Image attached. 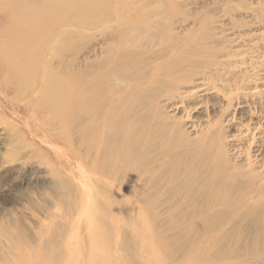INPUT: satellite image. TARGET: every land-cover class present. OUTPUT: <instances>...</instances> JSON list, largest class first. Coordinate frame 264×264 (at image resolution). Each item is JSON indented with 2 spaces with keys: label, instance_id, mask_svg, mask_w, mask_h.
Instances as JSON below:
<instances>
[{
  "label": "rangeland",
  "instance_id": "1",
  "mask_svg": "<svg viewBox=\"0 0 264 264\" xmlns=\"http://www.w3.org/2000/svg\"><path fill=\"white\" fill-rule=\"evenodd\" d=\"M134 1L104 0L108 7L99 17L94 10L49 26L42 58L28 69L17 58L12 68L3 64V52L26 44L22 37L12 43L3 37L21 27L11 26L12 16L0 10V264H153L139 254L158 233L150 228L153 218L136 216L126 201L116 207L105 201V187L113 185L94 171L98 159L87 158L84 136L94 119L82 112L76 121L68 114L57 119L44 106L50 72L73 87L80 80L70 82L71 75L86 79L104 71L109 80L115 71L122 94L134 86L150 89L147 110L168 116L193 151L203 154L210 146L214 157L257 174L262 191L251 193V202L264 208V0ZM170 207L160 208L163 227L172 225ZM100 217L116 227L108 253L91 229ZM231 219L245 232L220 235L215 255L264 264V235L254 232L255 218ZM179 226L170 232L175 238ZM179 240L174 245L181 254L193 247Z\"/></svg>",
  "mask_w": 264,
  "mask_h": 264
},
{
  "label": "bare ground",
  "instance_id": "2",
  "mask_svg": "<svg viewBox=\"0 0 264 264\" xmlns=\"http://www.w3.org/2000/svg\"><path fill=\"white\" fill-rule=\"evenodd\" d=\"M98 1L100 3L96 4V0H0V10H3L8 16H12L9 24L21 27L12 34L9 32L6 35L5 33L3 37L9 39L11 43L15 37H22L26 44L25 47H17L16 51L6 50L5 53L3 52V55L7 57V62L5 61L3 64L12 68L13 59L17 58L21 62L22 69L23 67L28 69L30 62H36L42 58L40 49L47 43L48 36L45 33L49 26H56L60 21L63 22V20L72 19L75 16L76 18L77 16L86 17L94 10L98 17L101 16L102 11L108 7V2ZM149 40L151 39L149 38ZM34 44L36 47L33 50H25L27 46L31 47ZM111 73L113 77L109 80L103 79V76L106 75L104 71L96 77L86 79L71 75L68 77L70 82L76 84L80 80V83L77 86L69 87L66 81L50 72L47 97L43 104L57 119L68 114L71 120L76 121L83 115H80L79 112L94 119V123L86 128L84 136L89 137L86 139L87 158L97 157L96 159H98V163L93 162L92 164L94 171L102 176L107 185H113L111 188L110 186L105 187V191L110 194L109 197H105V201L114 206L126 201L129 206L134 207L133 211L136 216L140 217L143 214L151 216L153 223L150 228L152 231L157 230L158 232L152 241L150 250L144 243L143 250L145 249V251L138 250L139 254H144L146 259L153 264L161 262L164 264H247L243 258L234 254L222 257L215 254L219 247L220 235L245 232L244 228L239 227L240 223L236 226V221L231 219L236 214L242 221L255 218L254 221L258 223L259 227L254 232L264 235V208L263 206L257 207L261 205L259 201L257 204L252 203L250 196L251 193L260 195L262 191L257 184V174L245 172L239 167L230 166L226 160L214 157L210 146H205L203 154L193 151L195 148L191 147L192 143L185 140L179 126H173L168 116L160 114V111H156V115H154L153 112L147 110L146 102L150 89L134 86L129 89L127 94H122L124 91L121 92L119 84L115 83L117 82L116 72ZM179 83L181 82L178 81ZM151 97L153 98V96ZM154 97L157 99L156 96ZM98 128H101L102 131L95 133ZM154 160L158 161V165L152 163L155 162ZM168 203L171 206L169 213L172 217L170 221L172 225L163 227L159 223L160 217L164 214L160 208ZM224 214L228 215L230 219H223L222 215ZM103 223L107 229L104 228ZM176 223H180L181 236L175 238L173 236L176 234L172 236L171 233L175 230ZM91 229L99 239L98 243L103 250L113 248L110 240L114 236L115 226L108 224L100 217L98 223L94 224ZM190 236L192 239L193 236L196 238L192 240ZM179 239L187 240L185 241L187 245L193 247L187 248L181 254L178 246L174 245L180 242ZM153 252L156 253V259L152 257L151 253ZM204 254H209V258H204ZM140 256L143 260L142 255ZM136 260L121 261L123 264H133V261ZM137 261L136 263H138Z\"/></svg>",
  "mask_w": 264,
  "mask_h": 264
}]
</instances>
